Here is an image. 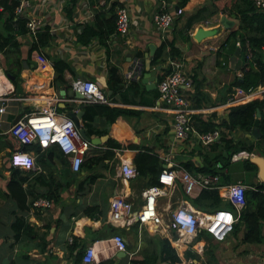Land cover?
Returning <instances> with one entry per match:
<instances>
[{"label": "crops", "instance_id": "obj_1", "mask_svg": "<svg viewBox=\"0 0 264 264\" xmlns=\"http://www.w3.org/2000/svg\"><path fill=\"white\" fill-rule=\"evenodd\" d=\"M65 1L28 0L23 11L18 13L25 18L31 14L39 16L41 24L48 26L51 38L39 50L40 52L36 49L27 52L30 37L27 33L17 36V39L21 41L19 48L22 63L26 58L28 61L25 62L26 67L22 64L16 76L3 72L5 61L0 50V76L4 78L0 82L3 88L0 90V264H140L139 261L143 257L147 260L152 259L150 254L159 250V238L162 236L169 240L180 257L179 262H174L177 264H210L213 261L218 264H264V242L242 241V225L237 230L230 231L222 240L213 239L204 229H198L195 235L184 239L178 236L173 228L150 229L144 223L139 224L137 221L116 223L108 217L109 200L115 192L121 193L137 204L142 200L140 194L145 187L144 181L138 176L123 179L117 174L119 157L116 154V148L130 156L131 161L137 149L146 148L157 154L158 159L161 160V166L165 162H170L173 166L179 165L192 173H205L213 170L191 171L184 167L183 161L189 160L192 165L201 166L202 153L208 152L213 145L215 147L221 145V136L230 137L232 142L241 138L246 143L255 144L259 132L254 121L248 131L238 127L229 131L223 124H219L220 120L226 117L229 106H224L227 93L239 86L232 83L227 89V84L231 81L233 74L237 75V71L240 72L238 68L232 70L223 65L224 55L229 46L219 45L221 40L227 43L222 37V32L206 36L199 41L191 36L198 23L212 25L218 20L221 12L205 20L192 23L187 30L190 38L185 39V37H180L177 31L184 25L187 16L199 5L208 2L207 0H198V2L189 0L188 3L191 4L182 6L183 12L175 15L171 27L162 33L152 24V12L158 8L161 1H164L166 10L173 12L176 9L174 8L176 0H126L130 18L128 32L119 35L114 29L108 36L102 38L101 42L97 37L92 36L82 44L76 38L81 30V23L91 21L94 12L98 9L104 8V13L107 15L109 11L105 8L115 0H103V2L101 0H76L71 7L70 16L65 12ZM115 6L116 1L114 10ZM224 14L234 20L232 25L234 28L236 19ZM161 41L173 42L179 52L174 57L165 56V61L159 64L162 68L154 69L157 63L151 61V56L156 45ZM236 43L234 39V45ZM38 54L43 58L39 56L38 59ZM50 57H60L67 63V68L55 69L60 75L57 79L53 75L54 68ZM170 58L178 60L182 71L192 77V86L188 90L190 105L194 106V103H197L203 106L199 101H195L194 96L195 91H202L204 98L210 100L208 104L217 107L213 115L203 112L194 113L191 116V124L196 131L217 129L219 132V136L208 146L203 145L192 134H188L183 139L175 138L171 132L168 113L154 106L158 104L157 96L153 97L156 79L172 70L169 63ZM228 64L230 65V55ZM110 66H115L118 74L123 77V86H127L130 80L138 81L139 86L147 90L142 92L140 98L144 100L151 98L152 102H139L137 91L121 95L123 98H133L130 101L120 99L118 94H115L117 97L110 100V104H106L129 108L136 112L119 115L109 124L102 116H96L92 121L94 125L92 133L87 134L91 145L77 171L69 168L68 158L64 154V157L53 155L43 161L36 160L37 155L32 148L22 147L8 132V125L20 115L43 110L50 102L47 95L51 92L52 95L64 97L56 102L57 105L67 104L75 106L74 109H80L79 106L77 107L78 98L66 95L60 90V88L64 91L70 88L71 79L80 77L96 80L108 93L106 80ZM160 72L161 75L158 76ZM46 79L47 83L42 82ZM31 91H36L37 94H30V97L24 96ZM248 98H241L237 101ZM257 117L258 114H256V120ZM198 118L212 121L217 125L210 129L197 128L194 126V121ZM78 121L82 125L80 118ZM82 127L84 129V124ZM105 127L108 128L107 132H99ZM107 137L114 138L121 145L110 147L113 151L111 157L88 163L91 155L106 147ZM131 145L135 147L130 148ZM14 148L31 151L34 165L30 168L12 166L8 156L10 150ZM39 148L42 151L46 147L39 146ZM223 151L225 152V149ZM243 151L251 155L230 158L225 166L220 161L215 162L219 165L218 184L223 185L239 179L248 187L264 181L262 177L264 157L260 148L256 146L249 152ZM245 157L256 164L255 169L243 166L242 159ZM220 173L224 174L223 179ZM10 176L15 179L23 176L21 186L25 198L22 207L16 204L15 199L6 189L5 185ZM216 189L223 200L221 186ZM197 192L198 190L190 195L186 194L181 184L177 183L173 194L176 198H185L184 203L201 215V211L205 210L195 208L182 194L193 196ZM171 194L167 200L164 199L167 195L159 200V207L164 208L168 205V201H171ZM39 197H45L50 205L31 203L33 199ZM224 201L221 203L224 204ZM171 203L173 205L174 201ZM86 206L93 208L86 212ZM15 217L21 218L31 229L20 233L17 239L13 237V228L10 224ZM109 224L116 227L115 230H112ZM114 233L123 236L125 240L123 250L116 249L113 244L111 236ZM41 238L45 240L42 248L39 243ZM89 244L94 247L95 255L92 262L86 263L81 261V255ZM75 253L80 254V260L77 262L74 260ZM155 257L154 264H174L167 260H160L157 255Z\"/></svg>", "mask_w": 264, "mask_h": 264}, {"label": "trees", "instance_id": "obj_2", "mask_svg": "<svg viewBox=\"0 0 264 264\" xmlns=\"http://www.w3.org/2000/svg\"><path fill=\"white\" fill-rule=\"evenodd\" d=\"M75 1L76 0L65 1L64 9L68 16H70L71 7L75 4ZM207 1L208 2H205L204 4H201L197 8H195V10L187 16L184 25L177 31L179 33V36L185 37V39H189L190 37L187 30L191 27L192 23L198 20H205L207 17L218 12L226 13L228 16L235 18L236 26L234 28H230L226 34L235 38L238 44L239 51L233 67L230 66L228 62L225 66L227 68L230 67L232 70L234 68H238L241 71V75L238 76L236 74H233L231 81L227 84V89L232 83L239 85L245 89L254 87L257 84H264V50L262 48V45H264V6L257 5L253 0ZM188 2L189 0H176V5L182 8V6L191 4ZM195 2H198V0H195ZM17 3L18 0H0V50L5 61L3 72L13 76H16L22 67V58H20L19 48L21 41L17 39V36H22L23 34L27 33V35L30 37V42L26 49L27 52L32 49H36L39 51L48 43L47 40L51 38V35L48 32V26L45 24H41L35 30H30L26 26V18L18 15V13H15L13 10L14 6ZM114 5L115 1H111L109 6L105 8L109 11L107 15H105L104 13V8L98 9L94 12L91 21H84L81 23V30L76 36L77 40L80 43H86L92 36L97 37L101 42L102 38L108 36L112 31H114ZM226 29L227 28H224V30ZM231 46L234 49L235 45ZM178 52L179 49L173 44V42L161 41L156 45V48L151 56V61L153 63L161 64L162 61H165V56L174 57L178 55ZM232 52L233 51H231L230 53ZM24 60L26 62L28 61V58ZM50 61L54 68L53 75L57 79L60 77V75L55 71V69L58 70L63 67L67 68V63L60 57H50ZM161 66L159 67L160 69L162 68ZM165 70L166 68L164 69V71ZM160 75L161 72L158 73V76ZM47 81L48 80L46 79L42 82L47 83ZM106 82L108 84L107 96L110 100H114L117 97L115 94H118V97L120 99L122 98L128 101L133 100V98L131 97L123 98L121 97V95L123 93L129 94L130 92L135 93L137 91L136 94L139 96V102H152L151 98L150 100H144L143 98H140L142 92L147 90L141 88L138 81L136 82L135 80H130V83H127V86H123V77L118 74L115 66H110L108 68ZM40 91H42V89H40ZM30 94H37V92L31 91V93L29 92L27 94H24V96L30 97ZM47 96H52V92ZM155 96H157L156 87L153 90V97L155 98ZM194 96L196 97L195 101H199L203 105L201 106L197 103H194V106H216L208 104L210 100H206L204 98L202 91H195ZM61 99H64V97L58 96V99L54 100L55 106L58 110L69 111L76 108L75 106L73 107L67 104L62 106L57 105L56 102ZM201 100H203V102ZM78 106L83 111L80 119L82 125L84 124V131L86 134L92 133V127L94 126L92 121L96 116H102L106 120V123L109 124L119 115L136 112L135 110L132 111L129 108L117 105H108L106 103H79L77 107ZM215 108L209 109L208 111H206V114H215L217 111V109ZM256 114H258L257 126L259 135L255 139V144L246 143L245 140L241 138L232 142L230 137L227 138L221 136V145L216 147L213 145L208 152L202 153L201 166H194L192 165L191 161L186 160L183 161L184 167L191 171H215L214 164L216 161H220V163L225 166L228 163L233 152H237L239 150H246L249 152L255 149L256 146L257 148H260L264 157V91L257 92L255 95L249 97L248 99H242L231 103L227 108L226 117H223L220 120L219 124H223L224 127L229 131L235 127H238L239 129H242L244 131H248L252 126ZM216 125L217 124L212 121H204L199 118L194 121V126L202 129H210ZM107 130V127H105L99 132L104 131L103 133H105L107 132ZM107 143H109V145ZM105 144L106 147L104 149L89 157L90 161L88 163H95L97 160L103 159L105 157H111L113 151L110 149V147H112L113 145H121L114 138L108 137L105 139ZM22 147L32 148L33 152H35L37 155L36 160L38 159L39 161L46 160L53 155L64 157L56 146L50 145L44 148L42 151H40L39 146L35 144H23ZM131 147H135V145H131L130 148ZM224 149L225 152L223 151ZM132 163L135 165V168L137 170L136 176L144 181L143 185L148 186L150 184L157 183V175L162 166L161 160L158 159L156 153L148 151L146 150V148L137 149L132 156ZM242 163L245 168H256V164L247 157L242 159ZM220 177L223 179L224 174L220 173ZM22 180L23 176H20L18 179L10 176L5 185L6 189L9 191L10 196L15 199L16 204L20 207L23 206L25 198V193L21 186ZM182 194L197 209L209 211L217 208H226L228 210H231L233 213H237L236 219L232 224L231 231L237 230V228L242 225V241L263 242L262 229H264V181L254 183L245 188L244 196L242 198V203L239 206V209H236V207L230 201L226 199L225 201L224 199L221 200L215 187H202L193 196H188L185 193ZM222 201H224L225 203L222 204ZM92 208V206H86L85 211L87 212ZM10 224L13 228V237L15 239H17L20 233H22L23 231H29L30 229L28 227V224L26 225L19 217H15ZM108 226L112 230H115L116 228L112 224H109ZM159 242V250L155 251L156 253L151 252L150 254L152 259L147 260L143 257L139 261L140 264H154L156 260L155 255H157L160 260H167L172 263L180 261V257L177 255L174 247L166 237H160ZM39 243L42 248L45 244V240L41 238ZM74 260L76 262L80 260L79 253H75ZM210 264L218 263L213 261Z\"/></svg>", "mask_w": 264, "mask_h": 264}, {"label": "built area", "instance_id": "obj_3", "mask_svg": "<svg viewBox=\"0 0 264 264\" xmlns=\"http://www.w3.org/2000/svg\"><path fill=\"white\" fill-rule=\"evenodd\" d=\"M115 1L114 29L117 34L124 35L128 32L130 23L128 6L126 0ZM253 1L257 5L264 6V0ZM27 3L28 0H18L13 9L14 12L23 11ZM165 8L164 1H161L158 8L151 15L152 24L161 33L171 27L175 15L183 12L181 7H177L173 12ZM25 24L30 30H35L41 25V19L39 16L31 14L26 17ZM262 48L264 50V45H262ZM39 56L42 57L38 54V59ZM169 60L172 70L165 72L156 79V100L158 104H154V106L160 111L168 113L171 132L175 138L183 139L188 134H192L203 145L208 146L219 136V132L217 129L196 131L191 124V116L194 113H203L215 107L190 105L188 90L192 86V77L182 71L178 60L175 58ZM127 75H129L128 72ZM237 75L240 76L241 71H237ZM69 87L73 91L80 92L79 103H111L106 90L96 80L74 78L70 80ZM260 91H264V84H257L246 89L241 86L235 87L227 93L224 106L230 105L238 99L251 97ZM47 98L50 102L43 110L20 115L8 125L7 130L21 145L36 144L42 148L52 144L56 145L61 153L67 156L69 168L77 171L91 145L90 141L80 134L78 126L75 125L67 111L59 112L57 110L54 100L58 99V96L52 95ZM116 154L119 157L116 168L117 174L123 179H131L136 176L137 170L130 160V156L121 152L118 148H116ZM247 154L243 150L237 151L233 152L230 158H238L241 155L247 156ZM8 160L12 166L30 168L34 165L33 154L24 148L10 150ZM214 167L215 171L212 172L192 173L179 165L175 167L170 162H165L158 172L157 183L145 186L141 190V202L134 204L135 201L115 192L109 200L108 217L116 223L137 221L139 224H146L150 229L173 228L174 232H177L178 236L184 239H189V237L195 235L198 229H204L213 239L222 240L231 231L237 213H233L226 208H217L208 212L201 211V215H198L184 203L185 198H177L173 205H171V201H168L166 207H159V200L164 195L170 196L171 192L177 188V183H180L183 191L189 195L202 187L219 188L221 186L222 197L230 201L236 208H239L247 185L239 179L223 185L218 184V163H215ZM31 203L43 206L50 205L45 197L35 198ZM111 240L116 249L123 250L125 248V240L122 235L114 233ZM262 240L264 242V229H262ZM94 255L95 249L89 244L83 250L81 261L92 262Z\"/></svg>", "mask_w": 264, "mask_h": 264}, {"label": "water", "instance_id": "obj_4", "mask_svg": "<svg viewBox=\"0 0 264 264\" xmlns=\"http://www.w3.org/2000/svg\"><path fill=\"white\" fill-rule=\"evenodd\" d=\"M174 8H177V5L174 6ZM234 24V20L231 18H228L224 13H221L218 17V20L212 24V25H204L202 23H198L195 27L194 30L192 32V37L194 40L199 41L201 38H204L206 36H212L214 34H218L219 32L222 31L223 28H228L230 26H232ZM239 51L238 45H235L232 55L230 56V66L233 67L234 62H235V56H237ZM23 67H26V63L25 61H23ZM159 68V64H156L154 69ZM144 75V74H143ZM147 77V76H146ZM151 79V78H150ZM141 80L144 81L143 78H141ZM152 80V79H151ZM154 84V83H153ZM62 93H65L66 95H70V96H74L76 98L81 97L80 92L78 91H73L71 88H68L67 90L63 88H60ZM62 104V103H61ZM68 114L70 115V117H72L74 123L76 126H78L79 132L80 134L85 137V138H90L84 131L83 127L80 125L78 118H80L81 114H82V109H76L75 111L73 110H69L67 111ZM254 125H257V120L254 119ZM255 128V127H254ZM93 140V139H91ZM255 159V158H254ZM264 175H262L263 177ZM123 252V251H122Z\"/></svg>", "mask_w": 264, "mask_h": 264}, {"label": "rangeland", "instance_id": "obj_5", "mask_svg": "<svg viewBox=\"0 0 264 264\" xmlns=\"http://www.w3.org/2000/svg\"><path fill=\"white\" fill-rule=\"evenodd\" d=\"M219 17V16H218ZM218 19V18H217ZM230 28H232V26H230V27H228L225 31H224V28H223V30L221 31L222 32V37H223V39L224 40H226L227 41V43H223L222 42V40L220 41V43H219V45H222V47L223 46H226V47H228V46H230L229 47V49L225 52V55H224V66L227 64V62H228V59H229V54H230V56L232 55V53H230L231 51H233V48H232V44L234 45V39L235 38H233L232 36H230V35H228V34H226L227 32H228V30L230 29ZM235 45H238L237 43L235 44ZM208 111V110H207ZM108 129V128H107ZM255 157V156H254ZM174 191V190H173ZM173 191L171 192L172 194H171V198H170V200L173 202V201H176V197H175V195L173 194ZM169 195H167V196H165L164 197V199H166L167 200V197H168Z\"/></svg>", "mask_w": 264, "mask_h": 264}, {"label": "bare ground", "instance_id": "obj_6", "mask_svg": "<svg viewBox=\"0 0 264 264\" xmlns=\"http://www.w3.org/2000/svg\"><path fill=\"white\" fill-rule=\"evenodd\" d=\"M1 79H4L3 76H0V82H1ZM0 90H3V88L1 87V83H0ZM196 213V212H195ZM197 214V213H196Z\"/></svg>", "mask_w": 264, "mask_h": 264}, {"label": "clouds", "instance_id": "obj_7", "mask_svg": "<svg viewBox=\"0 0 264 264\" xmlns=\"http://www.w3.org/2000/svg\"><path fill=\"white\" fill-rule=\"evenodd\" d=\"M82 126V125H81ZM255 157H257V156H255ZM263 178H264V176H263Z\"/></svg>", "mask_w": 264, "mask_h": 264}]
</instances>
